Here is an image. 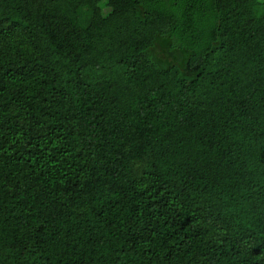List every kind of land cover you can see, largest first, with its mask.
I'll use <instances>...</instances> for the list:
<instances>
[{
  "label": "trees",
  "instance_id": "1",
  "mask_svg": "<svg viewBox=\"0 0 264 264\" xmlns=\"http://www.w3.org/2000/svg\"><path fill=\"white\" fill-rule=\"evenodd\" d=\"M0 264H264V0H0Z\"/></svg>",
  "mask_w": 264,
  "mask_h": 264
}]
</instances>
